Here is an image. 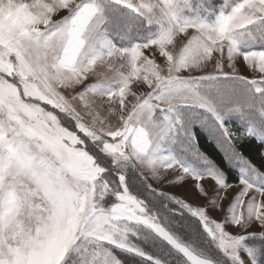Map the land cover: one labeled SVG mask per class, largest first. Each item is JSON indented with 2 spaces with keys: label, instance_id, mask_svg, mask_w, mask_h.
Segmentation results:
<instances>
[{
  "label": "snow or ice",
  "instance_id": "snow-or-ice-1",
  "mask_svg": "<svg viewBox=\"0 0 264 264\" xmlns=\"http://www.w3.org/2000/svg\"><path fill=\"white\" fill-rule=\"evenodd\" d=\"M243 143L264 0H0V264H264ZM189 181L202 203L163 187Z\"/></svg>",
  "mask_w": 264,
  "mask_h": 264
},
{
  "label": "trees",
  "instance_id": "trees-1",
  "mask_svg": "<svg viewBox=\"0 0 264 264\" xmlns=\"http://www.w3.org/2000/svg\"><path fill=\"white\" fill-rule=\"evenodd\" d=\"M233 127H235V125H233ZM194 131L197 134V139L201 151L206 153L216 163L226 168L229 171L230 176H235V171L231 169L230 165H228L223 156V152L218 147L214 139L210 137L208 132L205 129L199 127L195 128ZM238 144H240V142H238ZM238 150L241 151L244 156L256 166L260 167L261 165H264V158H261L260 156V151H264V149H260L255 144L243 143L240 145Z\"/></svg>",
  "mask_w": 264,
  "mask_h": 264
},
{
  "label": "rangeland",
  "instance_id": "rangeland-1",
  "mask_svg": "<svg viewBox=\"0 0 264 264\" xmlns=\"http://www.w3.org/2000/svg\"><path fill=\"white\" fill-rule=\"evenodd\" d=\"M245 74H247L246 71H245ZM218 147L220 148L219 145H218ZM221 151H222V149H221ZM190 184H191V181H189L188 184H186L184 186H179V185H164L163 187H164V190L165 191L173 192L176 195L181 196V197L185 198L186 200H188L190 202H193V203H202V200L199 197H197V195L195 193V190L190 188ZM213 215L215 216L217 214L216 213H213Z\"/></svg>",
  "mask_w": 264,
  "mask_h": 264
}]
</instances>
